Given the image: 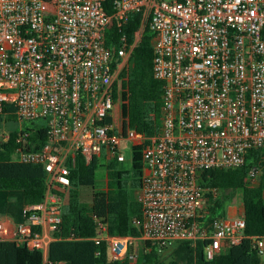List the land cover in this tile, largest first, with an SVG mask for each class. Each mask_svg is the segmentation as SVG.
I'll use <instances>...</instances> for the list:
<instances>
[{
  "label": "built area",
  "instance_id": "2783aa9c",
  "mask_svg": "<svg viewBox=\"0 0 264 264\" xmlns=\"http://www.w3.org/2000/svg\"><path fill=\"white\" fill-rule=\"evenodd\" d=\"M105 1L0 0V110L13 102L20 120L48 125L42 148L18 146L14 154L45 167L46 196L26 206L25 221L0 214V241L38 248L46 262L71 185L70 154L123 162L124 139L134 145L148 138L135 129L123 134L108 117L120 72L149 22L154 75L166 86L160 130L143 149L142 231L111 234L99 222L94 239L107 241L113 259L131 262L146 240L171 247L209 239L212 259L248 236L247 223L244 206L199 223L220 192L205 185L204 172L242 167L255 152L249 183L264 173V0H115L112 14ZM139 8L143 24L135 39L124 34L119 45L107 46L109 22L121 31ZM258 244L264 252L263 237Z\"/></svg>",
  "mask_w": 264,
  "mask_h": 264
},
{
  "label": "trees",
  "instance_id": "16d2710c",
  "mask_svg": "<svg viewBox=\"0 0 264 264\" xmlns=\"http://www.w3.org/2000/svg\"><path fill=\"white\" fill-rule=\"evenodd\" d=\"M114 1H105L110 14L114 11ZM142 24V8L130 14L121 31L112 19L105 32L106 45H119L124 34L132 42ZM153 37L154 32L146 22L138 44L120 72L114 89V105L108 117L125 135L135 129L148 137L145 142L133 145L130 169L120 167L121 162L113 157L103 165L107 188L95 189L100 158L93 157L88 161L83 152L73 151L67 161L71 185L65 195L61 227L56 233L59 238L51 241L46 262L38 248L0 241V264H132L129 256L113 259L107 241L98 243L94 237L99 233V222L106 224L111 234L138 236L142 231L144 212L138 195L142 185L143 149L150 143V137L160 130L166 86L165 80L154 75ZM16 112L13 102L6 103L0 110V128L6 126L9 131L7 139L0 137V214L22 222L26 220V206L45 198L48 175L42 164L18 161L14 154L18 146L30 150L42 148L48 139V125L44 120L40 123L38 120H20ZM8 122L23 124L9 127ZM256 159L252 152L242 167L205 171V185L218 187L220 192L211 198L205 215L198 217L201 225L208 226L215 218L226 216L228 206L242 189L248 236L238 244H225L212 259L205 251L209 239L181 240L174 247L168 264H264V252L258 244V238H264V173L258 184L251 185L248 181L249 169ZM82 186H93L91 206L82 202ZM167 248L170 247H160L146 240L139 259L144 264H162L160 253Z\"/></svg>",
  "mask_w": 264,
  "mask_h": 264
},
{
  "label": "rangeland",
  "instance_id": "374dc122",
  "mask_svg": "<svg viewBox=\"0 0 264 264\" xmlns=\"http://www.w3.org/2000/svg\"><path fill=\"white\" fill-rule=\"evenodd\" d=\"M43 120H38L37 122H41ZM22 122H8V126L9 127H16V126H22ZM9 134V131L7 130L6 126H2L0 128V137H4L6 135ZM133 143L132 140L130 139H124L122 141L121 147L122 150L125 152L126 154V160L120 163V167L124 168V169H130L131 165H132V148H133ZM108 161L101 157L100 158V167L97 170V178H96V183H95V189H106L107 188V174H106V168L105 166H103L104 164H106ZM80 192H81V199L82 202L87 205V206H91V202H92V192H93V186H82L80 188ZM67 194V193H66ZM243 190L239 189L232 201V203L228 206H237L240 207L241 205H243ZM66 206V204L64 203V207ZM230 213H232L230 211ZM178 243H176L175 245L171 246L170 248L165 249L161 254V259L163 260L162 264H168V262L171 260V253L173 252L174 247L177 246ZM144 251L143 249V242L139 243V256L141 255V253ZM139 256L137 258V260L132 261V264H144L141 259H139Z\"/></svg>",
  "mask_w": 264,
  "mask_h": 264
},
{
  "label": "crops",
  "instance_id": "0c3cea01",
  "mask_svg": "<svg viewBox=\"0 0 264 264\" xmlns=\"http://www.w3.org/2000/svg\"><path fill=\"white\" fill-rule=\"evenodd\" d=\"M243 206L244 205H241L240 207H237V206H231V207H229L228 208V210H227V214H230V215H236V214H239L242 210H243ZM230 211L232 212V213H230Z\"/></svg>",
  "mask_w": 264,
  "mask_h": 264
}]
</instances>
